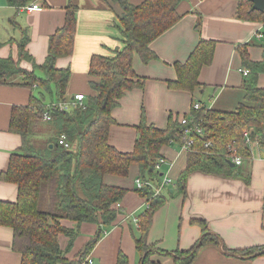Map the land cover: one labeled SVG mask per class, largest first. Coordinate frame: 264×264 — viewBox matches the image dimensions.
Listing matches in <instances>:
<instances>
[{"label": "trees", "instance_id": "trees-1", "mask_svg": "<svg viewBox=\"0 0 264 264\" xmlns=\"http://www.w3.org/2000/svg\"><path fill=\"white\" fill-rule=\"evenodd\" d=\"M6 1L20 8L35 0ZM116 1L122 10L119 16L122 48L115 50L112 56L94 54L90 57L91 92L85 95L84 107L61 111L50 106L51 119L44 122L56 128L58 136H65L69 148L58 143L57 137L51 140L52 147L47 145L41 152L34 150L28 139L44 121L42 114L47 105L68 98L66 88L70 70L56 67L55 61L72 52L76 6L73 3L67 5L64 23L49 36L47 53L41 64H35L25 49L28 42L25 31L17 43V60L11 57L0 59L1 81L6 82L16 74L22 77L20 84L23 86L32 89L38 85L40 88L30 96L28 105H14L11 109L9 130L18 133L22 142L19 150L11 154L6 170L0 171V179L17 184L14 201L0 200V225L12 229L11 247L20 255L19 264H81L85 254L101 237V226H111L115 222L120 213V200L129 191L127 186L111 183L108 178L127 179L131 167H134L135 179L152 180L157 184L163 170H156L154 162L164 156L160 152L163 145L172 141L183 142V124L180 122L183 117L190 125L199 124L203 133L194 134L192 148L186 154V166L175 180L180 193H184L187 176L191 172L229 176L232 168L227 157L228 146L235 148L242 158L248 154L244 131L249 133V142L264 145V88L257 85L258 75L264 73L263 36L261 60H251L246 49H240L242 65L248 72L242 84L244 100L234 110H219L205 104L196 109L192 103L189 113L180 118L170 114L164 128L148 124L142 111L132 150L123 152L115 148L109 140L114 124L112 110L126 91L142 88L145 80L133 68V55L136 53L144 63L157 58L150 48L151 41L180 18L176 10L180 0H142L138 4L128 0ZM245 3L250 1L239 0L237 17L264 22V10H252ZM198 26L199 22L196 28ZM215 44L214 40L200 39L184 62H174L176 78L167 81L168 87L193 91L200 84L198 74L201 68L212 61ZM22 59L32 63L31 70L19 66L18 61ZM36 70H41L42 74L38 75ZM207 141L211 145L204 148ZM135 190L148 203V207L138 215V237L134 239L142 256L140 264H160L150 259V254L156 249L147 243L146 235L152 215L165 197L162 194L153 196V189L148 185L135 186ZM64 220L73 221L74 228L63 225L61 221ZM191 222L202 228L197 241L199 244L196 242L185 251L168 253L157 249L156 252L171 255L173 264H190L199 246L210 240L218 241L216 235L207 231L202 219L193 218ZM83 223H96L98 229L76 258L69 259L59 246V236H68L70 247ZM259 250L264 253V245L237 250L233 254L239 252L241 256ZM117 264H127L126 256L121 252L118 253Z\"/></svg>", "mask_w": 264, "mask_h": 264}, {"label": "crops", "instance_id": "crops-1", "mask_svg": "<svg viewBox=\"0 0 264 264\" xmlns=\"http://www.w3.org/2000/svg\"><path fill=\"white\" fill-rule=\"evenodd\" d=\"M128 1L138 4L142 0ZM33 2L38 7L25 11L0 0V59L17 60V43L25 31L28 36L25 49L35 64H41L47 53L49 36L63 25L67 5L73 3L76 6L73 49L70 55L57 58L55 65L70 70L67 97L77 93L87 95L91 92L90 57L94 54L112 56L123 46L119 3L116 0ZM238 3L239 0H180L176 6L180 18L150 43L157 58L144 63L134 53L133 68L145 80L142 88L126 91L112 110L114 124L109 140L115 148L123 152L132 150L142 111L148 124L164 128L170 114L180 118L189 113L195 102L224 111H232L243 102L245 77L241 69L246 67L242 65L239 52L244 47L251 60L262 59L263 37L257 39L254 33L263 21L237 17ZM245 4L252 5L251 2ZM200 39L216 42L212 61L198 74L200 84L193 91L170 89L167 81L176 78L173 63L184 62ZM18 64L26 70L33 67L25 59ZM36 73L42 74L41 70ZM8 79L6 82L0 80V171L6 170L11 154L19 150L22 142L18 133L9 130L11 109L14 105H28L30 96L40 90L38 85L29 89L20 84V75L14 74ZM257 85L264 88V73L258 75ZM38 132L41 136L47 134L42 130ZM247 149L243 162L231 167L229 176L191 172L184 193H180L175 180L186 166L187 151L175 141L160 148L161 154L171 161V165L164 164L162 170L173 179L174 185L163 192L165 201L155 209L146 235L147 243L156 249L150 254L152 261L173 264L171 255L159 254L157 249L168 253L189 249L202 235L201 226L191 219L200 218L218 241L210 240L199 246L190 264H264V253L260 250L245 253V257L239 252L233 254L237 250L264 245V145L249 142ZM135 176L136 168L131 167L127 179L108 178L111 183L127 186L129 191L120 200V213L115 222L111 226H101V237L85 254L81 264H117L119 252L126 256L127 264H140L142 256L134 239L138 237L137 218L144 209L145 198L135 190ZM16 196L17 184L0 179V200L14 201ZM61 222L69 228L75 226L73 221ZM97 229L96 223L81 224L70 247L69 237L60 235L59 246L65 250V256L76 258ZM11 243L12 229L0 225V264H19L20 255L12 249ZM88 257L91 263L86 261Z\"/></svg>", "mask_w": 264, "mask_h": 264}, {"label": "built area", "instance_id": "built-area-1", "mask_svg": "<svg viewBox=\"0 0 264 264\" xmlns=\"http://www.w3.org/2000/svg\"><path fill=\"white\" fill-rule=\"evenodd\" d=\"M37 7H38V4L36 2H30L26 4L25 6H23L22 8L25 11H31L32 9H36ZM254 36L257 39H261L264 36V22H262L260 28L254 33ZM241 71L245 75L247 74L248 69L242 68ZM84 100H85V95L82 93H77V94H74L72 97L70 98L68 97L67 99L62 100L58 103H50L49 105H47L46 110L42 114V120L49 121L51 119V115L49 112L50 106L56 107L61 111H70L77 107H84L83 106ZM201 106L202 104L200 102L193 103V107L196 109L200 108ZM180 122L183 124V129H182L183 142L181 143V147L182 149L189 151L191 150L192 145H193L194 134H202L203 128L199 124L190 125L188 123V120L185 117H183ZM243 136H244L245 141L249 143L248 131H244ZM58 143L63 145L65 148L70 147L69 143L65 140V136L63 134H60L58 136ZM210 145H211V142L207 141L204 143V148H208V146ZM227 151H228L227 157L229 161L233 163L234 165H241V163L243 162V158L240 154H238L237 150L231 146H228ZM164 164H167L170 166L171 161L167 160L164 156L158 157L154 162L155 169L156 170L161 169ZM134 182L137 188H141L144 185L150 186L153 189V196L163 194V192H165L169 186L174 185L173 179L166 172H163V171H162L160 180L158 181L157 184L152 180L143 181L140 178H136ZM144 207H148V203L146 202V200L144 202ZM86 261L88 263H91L92 259L88 257L86 258Z\"/></svg>", "mask_w": 264, "mask_h": 264}, {"label": "rangeland", "instance_id": "rangeland-1", "mask_svg": "<svg viewBox=\"0 0 264 264\" xmlns=\"http://www.w3.org/2000/svg\"><path fill=\"white\" fill-rule=\"evenodd\" d=\"M47 103L49 102L47 101ZM40 123H41L40 127L38 125L37 131L33 135H30L28 141H29V145L34 150L43 152L45 151L47 145L51 143V140L54 141L58 137V132L56 128L51 126V124L44 123L42 121ZM38 130L45 131L47 132V134L45 136H41V132H38ZM42 135H43V132H42ZM49 139H50V143L48 142ZM235 168L237 169V167Z\"/></svg>", "mask_w": 264, "mask_h": 264}, {"label": "water", "instance_id": "water-1", "mask_svg": "<svg viewBox=\"0 0 264 264\" xmlns=\"http://www.w3.org/2000/svg\"><path fill=\"white\" fill-rule=\"evenodd\" d=\"M249 1L252 3V5H251V9L252 10H258V11H263L264 10V0H249ZM52 146H53V144L50 143L49 147H52ZM230 165H231V167L234 166V164L231 163V162H230Z\"/></svg>", "mask_w": 264, "mask_h": 264}]
</instances>
